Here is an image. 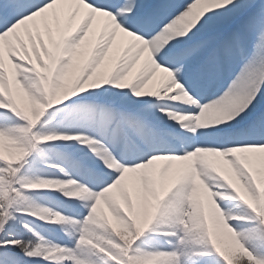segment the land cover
Listing matches in <instances>:
<instances>
[{"label": "snow or ice", "instance_id": "6c2138e0", "mask_svg": "<svg viewBox=\"0 0 264 264\" xmlns=\"http://www.w3.org/2000/svg\"><path fill=\"white\" fill-rule=\"evenodd\" d=\"M0 264H264V0H0Z\"/></svg>", "mask_w": 264, "mask_h": 264}, {"label": "bare ground", "instance_id": "6f19581e", "mask_svg": "<svg viewBox=\"0 0 264 264\" xmlns=\"http://www.w3.org/2000/svg\"><path fill=\"white\" fill-rule=\"evenodd\" d=\"M140 67H141V65H140V64H137V65L133 68L132 73H131L130 76H129V79H130V80H131V78L134 77L135 74L140 70ZM155 86H156L155 81L150 82L149 85H148V87L146 88V90H152ZM158 163H159V162H158Z\"/></svg>", "mask_w": 264, "mask_h": 264}]
</instances>
